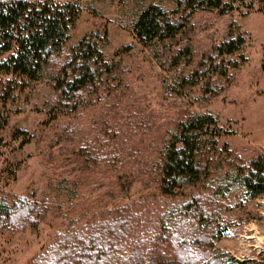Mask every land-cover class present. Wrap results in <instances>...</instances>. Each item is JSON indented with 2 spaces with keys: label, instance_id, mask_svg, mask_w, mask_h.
Wrapping results in <instances>:
<instances>
[{
  "label": "rangeland",
  "instance_id": "rangeland-1",
  "mask_svg": "<svg viewBox=\"0 0 264 264\" xmlns=\"http://www.w3.org/2000/svg\"><path fill=\"white\" fill-rule=\"evenodd\" d=\"M80 1L85 9L67 49L91 31L106 32L104 54L120 64V85L69 112L52 108L56 96L45 79L12 116L0 144V192L46 199L49 209L38 230L0 229V264H50L61 233L81 235L87 221L120 215L130 220L120 255L136 251V242L146 263L264 264V196L249 200L224 180L233 163L248 164L264 151V12H197L177 40L146 47L133 32L141 9L158 4L177 17L184 0ZM231 30L246 36L248 62L228 78L193 84L188 78L200 60ZM186 43L190 61L178 56ZM196 113L218 116L230 131L220 147L229 145L231 160L222 152L204 182L182 183L178 196L163 197L154 173L142 171L159 160L178 123ZM120 176L131 185L121 187ZM199 197L211 206L202 221L187 211Z\"/></svg>",
  "mask_w": 264,
  "mask_h": 264
},
{
  "label": "trees",
  "instance_id": "trees-1",
  "mask_svg": "<svg viewBox=\"0 0 264 264\" xmlns=\"http://www.w3.org/2000/svg\"><path fill=\"white\" fill-rule=\"evenodd\" d=\"M180 6L181 11H174L180 14L177 17L158 4L144 6L133 22L136 39L146 47L177 40L197 12H216L221 16L234 12L246 16L256 9L264 12V0H184ZM84 9L80 0H0V144L12 116L24 110L23 100L45 79L51 82L56 96L52 108L69 112L85 102L92 103L102 91L109 96L120 85V64L109 62L104 54L106 32L91 31L67 49ZM246 44L244 34L231 30L210 54L203 56L188 79L196 84L201 79L214 81L216 75L228 78L231 71L248 62L244 53ZM179 52L178 56L191 60V45L186 43ZM210 96L213 95L209 92ZM229 133L212 113L190 115L165 137L159 160L142 172L154 173L161 196H178L182 183L197 186L204 182L222 152L231 158L229 145L220 147L222 135ZM90 156L93 150L86 153V157ZM224 180L242 189L249 200L264 196V151L248 164L233 163ZM118 184L127 187L131 181L120 176ZM34 197L10 199L0 192V229L24 232L28 226L37 224L38 230L49 207L46 199ZM208 206L209 202L199 197L190 201L187 211L202 221L210 213ZM83 225L84 234L65 232L57 236L50 247L53 257L48 263L160 264L156 263L159 261L156 257L155 263H146L136 242V251L120 255L129 242L126 236L130 225V220L122 215L98 223L89 220ZM139 237L140 234H135V239Z\"/></svg>",
  "mask_w": 264,
  "mask_h": 264
}]
</instances>
